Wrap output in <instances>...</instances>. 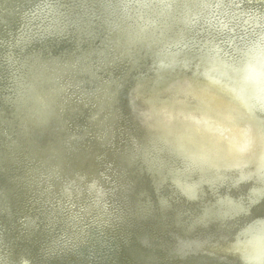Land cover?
I'll return each instance as SVG.
<instances>
[{
	"label": "clouds",
	"instance_id": "obj_1",
	"mask_svg": "<svg viewBox=\"0 0 264 264\" xmlns=\"http://www.w3.org/2000/svg\"><path fill=\"white\" fill-rule=\"evenodd\" d=\"M0 264H264V0H0Z\"/></svg>",
	"mask_w": 264,
	"mask_h": 264
}]
</instances>
